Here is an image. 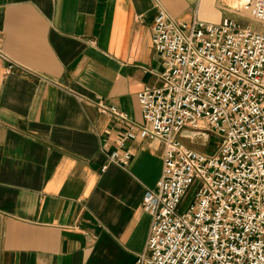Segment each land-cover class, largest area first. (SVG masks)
I'll list each match as a JSON object with an SVG mask.
<instances>
[{
  "label": "crops",
  "instance_id": "obj_1",
  "mask_svg": "<svg viewBox=\"0 0 264 264\" xmlns=\"http://www.w3.org/2000/svg\"><path fill=\"white\" fill-rule=\"evenodd\" d=\"M159 5L187 23L227 15L222 0H0V264H136L145 250L165 149L138 135V94L161 84ZM127 132L124 167L109 156Z\"/></svg>",
  "mask_w": 264,
  "mask_h": 264
},
{
  "label": "built area",
  "instance_id": "obj_2",
  "mask_svg": "<svg viewBox=\"0 0 264 264\" xmlns=\"http://www.w3.org/2000/svg\"><path fill=\"white\" fill-rule=\"evenodd\" d=\"M232 1L238 9L222 0L220 23H187L158 6L161 84L138 94V135L163 143L164 168L144 194L152 226L136 264H264V30L229 16L264 24V0ZM97 105L127 120L116 106ZM136 137H120L110 161L128 166L126 141ZM196 137H215L217 149L183 140Z\"/></svg>",
  "mask_w": 264,
  "mask_h": 264
},
{
  "label": "rangeland",
  "instance_id": "obj_3",
  "mask_svg": "<svg viewBox=\"0 0 264 264\" xmlns=\"http://www.w3.org/2000/svg\"><path fill=\"white\" fill-rule=\"evenodd\" d=\"M228 15V13H226ZM229 16L243 22V23H250L251 25H254L260 29L264 30V24L256 22V21H251L249 18L245 17L244 14L240 13V12H236L235 14H229ZM183 140L185 141V143L187 145H189L190 147L193 148H198L202 151H206V152H211V151H215L217 149L218 146V141L215 139V137L211 138V141H209V143H205L204 144V140L201 137H196L195 141H191L188 138H183ZM191 195L185 200V205H187L189 199L191 198L193 191L190 192Z\"/></svg>",
  "mask_w": 264,
  "mask_h": 264
},
{
  "label": "bare ground",
  "instance_id": "obj_4",
  "mask_svg": "<svg viewBox=\"0 0 264 264\" xmlns=\"http://www.w3.org/2000/svg\"><path fill=\"white\" fill-rule=\"evenodd\" d=\"M230 4L232 5L233 9H238L236 6V2L234 3V1L230 0Z\"/></svg>",
  "mask_w": 264,
  "mask_h": 264
}]
</instances>
